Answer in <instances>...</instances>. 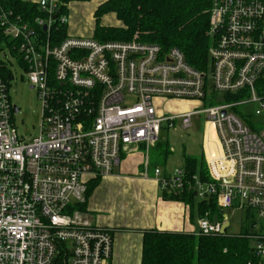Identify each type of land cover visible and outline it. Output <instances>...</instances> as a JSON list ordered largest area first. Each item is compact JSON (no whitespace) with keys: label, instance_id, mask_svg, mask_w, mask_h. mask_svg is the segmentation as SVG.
Returning <instances> with one entry per match:
<instances>
[{"label":"built area","instance_id":"built-area-1","mask_svg":"<svg viewBox=\"0 0 264 264\" xmlns=\"http://www.w3.org/2000/svg\"><path fill=\"white\" fill-rule=\"evenodd\" d=\"M37 4L44 16L33 23L0 11L4 50L15 52L42 108L40 135L27 141L13 122L19 110L4 72L13 76L0 60V264L111 259V232L77 209L87 203L90 183L111 176L129 148L149 151L165 127L180 121L188 130L200 114L206 116L209 180L194 178L196 197L264 219V130L235 112L247 103L259 105L256 115L264 112L257 93L264 80V0H213L207 73L189 65L181 50L166 51L138 33L130 41L68 35L56 43L53 32L69 25V15L61 13L68 5ZM236 93L244 97L226 99ZM173 101L201 107L172 113L166 104ZM155 177L162 191L177 193L186 185L184 168L169 176L156 169ZM213 222L200 219L197 234L222 235L225 221ZM251 238L264 264V233Z\"/></svg>","mask_w":264,"mask_h":264},{"label":"trees","instance_id":"trees-1","mask_svg":"<svg viewBox=\"0 0 264 264\" xmlns=\"http://www.w3.org/2000/svg\"><path fill=\"white\" fill-rule=\"evenodd\" d=\"M65 5L74 1L62 0ZM213 0H107L97 10L98 17L115 13L122 23L121 27H100L95 29L96 40L130 41L139 34L141 41L155 43L164 50H181L193 68L208 72L210 68L209 48L212 40L210 31V11ZM13 12L24 22L33 23L43 17L37 3L24 0H0V11ZM68 6H63L61 13L68 14ZM100 18H98L99 20ZM69 25L59 26L52 38L59 43L68 36ZM43 31V30H41ZM6 38L0 28V52L4 50ZM257 90L264 95V80L257 85ZM244 93L227 95L228 101L243 98ZM252 127V126H251ZM186 185L177 192L164 191L172 199L192 204L197 198L191 185L194 178L208 181L209 175L204 158L186 157ZM98 180L89 185L87 201ZM86 204L77 207L86 212ZM199 209L204 217L212 212L219 221H223V211L217 207L213 198L201 200ZM210 215V214H209ZM211 221L214 218L209 217ZM251 233L224 235L217 237L189 233L149 231L145 233L141 264H259L254 254Z\"/></svg>","mask_w":264,"mask_h":264},{"label":"crops","instance_id":"crops-1","mask_svg":"<svg viewBox=\"0 0 264 264\" xmlns=\"http://www.w3.org/2000/svg\"><path fill=\"white\" fill-rule=\"evenodd\" d=\"M24 1L37 3L38 0ZM121 26L120 23L103 27ZM94 34V29L85 32L75 24L68 28V35L73 37L88 38ZM191 109L192 106L187 107L184 112ZM160 141L149 151L145 146L125 151L114 173L99 179L88 198L87 215L97 226L109 230L114 240L113 255L104 264H141L144 236L149 231L198 233V222L203 218L198 206L201 200L196 198L192 204L172 200L161 190L155 177L156 169H160L163 176L172 175V169L170 171L167 165L173 151L170 146L161 145ZM186 157L183 156L184 167ZM226 210H222L223 217L228 216L230 226ZM204 217L218 220L210 211Z\"/></svg>","mask_w":264,"mask_h":264},{"label":"rangeland","instance_id":"rangeland-1","mask_svg":"<svg viewBox=\"0 0 264 264\" xmlns=\"http://www.w3.org/2000/svg\"><path fill=\"white\" fill-rule=\"evenodd\" d=\"M103 0L74 1L68 4L69 27L71 24L77 25L82 31L95 30L97 26L119 25L121 22L115 13H108L98 17L97 10ZM98 18H100L98 20ZM122 24V23H121ZM134 38V37H133ZM2 60L10 69L12 78L4 72L9 79L11 102L17 107L19 112L14 115L13 122L18 128L20 135L27 141H32L40 135L41 123V102L36 89L32 88L28 77L18 61L15 52L5 49L0 53ZM259 96L263 94L257 92ZM222 94L220 95V97ZM192 106L201 107L199 104L184 103L173 101L166 104V109L172 113H182L185 108ZM259 105L256 103H247L236 107L235 112L243 121L257 129L264 130V112L256 115ZM193 127L185 130L181 122L177 121L174 129H165L161 135V145L171 147L173 154L170 157L167 168L174 173L184 167L183 156L204 158L203 150L205 149L206 138V116L200 114L194 117ZM165 167H163L164 170ZM199 199V198H198ZM226 210L230 216V226L227 229L229 235H239L242 233H264V219H259L255 212L248 210ZM255 225V226H254ZM253 244L256 241L252 240ZM254 246V245H253Z\"/></svg>","mask_w":264,"mask_h":264},{"label":"water","instance_id":"water-1","mask_svg":"<svg viewBox=\"0 0 264 264\" xmlns=\"http://www.w3.org/2000/svg\"><path fill=\"white\" fill-rule=\"evenodd\" d=\"M196 195V194H195ZM225 223L223 224V227H222V235L226 234L227 232V229L229 227V221H228V216L225 215ZM217 222V219L214 220V224Z\"/></svg>","mask_w":264,"mask_h":264}]
</instances>
